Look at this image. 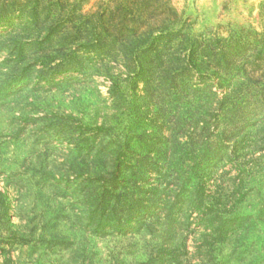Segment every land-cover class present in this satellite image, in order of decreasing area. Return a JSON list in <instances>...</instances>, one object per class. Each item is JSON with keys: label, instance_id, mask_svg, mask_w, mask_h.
Returning a JSON list of instances; mask_svg holds the SVG:
<instances>
[{"label": "rangeland", "instance_id": "obj_1", "mask_svg": "<svg viewBox=\"0 0 264 264\" xmlns=\"http://www.w3.org/2000/svg\"><path fill=\"white\" fill-rule=\"evenodd\" d=\"M0 264H264V0H0Z\"/></svg>", "mask_w": 264, "mask_h": 264}]
</instances>
